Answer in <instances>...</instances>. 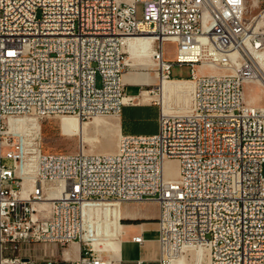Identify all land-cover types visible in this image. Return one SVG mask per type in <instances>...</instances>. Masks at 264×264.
Masks as SVG:
<instances>
[{"label": "built area", "instance_id": "obj_1", "mask_svg": "<svg viewBox=\"0 0 264 264\" xmlns=\"http://www.w3.org/2000/svg\"><path fill=\"white\" fill-rule=\"evenodd\" d=\"M70 1L55 11L58 0H0V264H112L83 239L82 207L152 201L160 264L186 247L206 249L207 264H264V104L244 98L246 85L264 84L255 57L264 9L248 21L245 0ZM141 36L153 39L160 79L189 66L188 114L160 113L153 134L120 133L114 153L45 154L39 130L28 131L25 149L8 133L21 117L118 118L126 41ZM165 43L175 46L171 61ZM168 160L177 163L169 179Z\"/></svg>", "mask_w": 264, "mask_h": 264}, {"label": "rangeland", "instance_id": "obj_2", "mask_svg": "<svg viewBox=\"0 0 264 264\" xmlns=\"http://www.w3.org/2000/svg\"><path fill=\"white\" fill-rule=\"evenodd\" d=\"M139 9H140V5H138L137 16H139ZM245 9H246L245 18L249 21L252 17L256 16L260 11L264 9V0H260L259 5L257 7L253 4V0H245ZM262 31L264 32V27L262 28ZM163 51H164L165 59L171 61L175 54V46L173 44L165 43L163 45ZM127 57L128 55H126V59ZM148 60L149 63L147 62L145 63L143 59L140 60L135 59L134 62L136 63V66L133 67L132 69L129 68L126 69V72L130 74H134L135 78L137 77L139 79L130 86L131 88L134 89V92L130 93V91L128 90L126 98H130L131 100L129 103H133V104L136 103L147 104L153 101L155 105L153 106V109L151 111L146 112V116L149 119L156 120L157 116L161 113V107L157 97L158 80L155 76V71H154L155 68L152 66L150 57L148 58ZM141 64H147V66H142ZM169 77L171 79L188 78L190 77V68L189 66L186 65H172L170 68ZM146 78H151L152 82H149L148 80H146ZM123 82L125 85H130L127 84V82L124 80V75H123ZM145 91H148L150 93L148 95L145 94V97L141 96V93ZM145 98L148 99L144 100ZM244 98L246 103L251 105L264 104V90L260 86L246 85L244 87ZM190 99L188 100L186 106L179 104L172 105L171 108L173 111L172 110L170 111L171 114L186 113L191 105ZM128 115L129 113L125 112L124 118L128 119L127 117ZM57 118L56 117L48 118L41 121H36L37 123L35 122L39 127L40 136L38 141H39L40 149L43 153L75 154L77 152H82L84 154H102V153H111L115 151L118 136L120 132H122L120 118L117 119L115 117H99L95 119H83L81 120L83 126V133L81 134L80 137L78 136L67 137L61 135L56 122ZM110 121H115L117 124V128H115L114 130H109L106 124ZM151 126L152 124L150 123V127L144 129L143 132L151 131L152 130ZM28 131H32V130L25 129L24 131H20L19 133H16V135L14 134L15 138L21 139L22 142H24L23 143L24 149L25 147L29 148V146L27 145L28 141L26 139V135L28 134ZM81 137L82 138L89 137L93 139V141L81 142ZM168 165L167 168L175 169L176 165L174 163ZM23 184H28V181L23 180ZM123 205L127 207L128 212H140L145 217H148L150 219L149 221H144V220H140V221H144L145 223H154V219L157 214V207L155 203L143 202L141 205H137V203H128ZM141 207H144V209H142ZM109 248L111 247L106 244H98L94 248L95 249L94 251L99 252L102 255L105 254ZM41 253L42 251H40V254ZM50 254L56 255L57 251L51 249ZM170 263L172 264V262H169L168 264ZM182 264H193V261L190 258L189 259L187 258V261L183 262ZM202 264H207V255L206 257L204 256Z\"/></svg>", "mask_w": 264, "mask_h": 264}, {"label": "bare ground", "instance_id": "obj_3", "mask_svg": "<svg viewBox=\"0 0 264 264\" xmlns=\"http://www.w3.org/2000/svg\"><path fill=\"white\" fill-rule=\"evenodd\" d=\"M253 4L257 7L256 0H253ZM70 8H71L70 0H58V2L55 3V11H68L70 10ZM257 19L258 18H256V20ZM257 25L264 27V19L261 22H258ZM142 37H148V36L131 38L133 42H136V43L138 42L134 47L137 49H140L141 51H137V52H133L129 54L127 59H125L126 66H131L135 59H139V60L143 59L145 63L146 62L149 63V60H148L149 57L151 60V52L153 51L155 47L154 46L150 49L151 45L154 44L153 39L151 37H150L151 40L136 39V38H142ZM261 54L264 56V49L262 50ZM255 55H256L255 56L256 63L262 75L264 76V61H262L261 59L262 55H259L258 53H256ZM151 63H152V66L155 68V64L152 60H151ZM141 65L147 66V64H141ZM123 75H122V82H123ZM156 78L158 79L159 83H161L160 88H159L158 100H159L160 107H161V113L163 115L171 114L170 111L172 110L171 108L172 105H177V104L184 105V106L187 105L188 100L191 98V93H192L191 81L188 82V81L163 80V79H160L158 76H156ZM260 86L264 88V84L261 81H260ZM149 93L150 92L148 91L142 92L141 96L145 97V94L148 95ZM147 99L148 98H145L144 100H147ZM127 101L128 99L125 98L123 101L124 104H128ZM188 113H189V109L186 113H176V114H188ZM99 117H113V116H92L89 119H95ZM35 122L36 121L32 117H21L17 119H10L7 122L8 133L11 135H14V134L16 135V133H19L20 131H24L25 129L26 130L30 129L32 130L31 132L37 133L39 130V127L36 124L37 122L36 123ZM56 122H57L58 129L61 135L63 136L80 137L81 134L83 133V126L81 123L82 121L76 116H72V115L59 116ZM106 125L109 130H114L116 128L114 121H110ZM90 141H93V139L89 137H83V138L81 137V142H90ZM114 152H111V153H114ZM171 163H174L176 165L175 169L167 168V165ZM176 168H177V163L171 160L165 161L162 166L163 173L166 177H168V179L173 178L177 174ZM23 173H24V169L21 167V169L17 171V176L22 179V186H23L22 190L26 191L27 188L29 187L31 177L26 176ZM23 180L28 181V184H23ZM120 205L122 204H118L116 202H94L88 205H84L82 207L81 220H82V227L85 231V236H83V239L88 242V244L93 250H95L94 248L100 243L98 239L99 237L111 236L115 238L117 236L119 225L121 226V223L119 222L120 217H119V212H118V207ZM211 214H213V217H221V210H219V205H211ZM206 255H207V250L204 248L186 247L182 249L180 254L171 258L169 262H172V264H182L183 262L187 261V258L188 259L190 258L193 261V264H202L204 256L206 257Z\"/></svg>", "mask_w": 264, "mask_h": 264}, {"label": "crops", "instance_id": "obj_4", "mask_svg": "<svg viewBox=\"0 0 264 264\" xmlns=\"http://www.w3.org/2000/svg\"><path fill=\"white\" fill-rule=\"evenodd\" d=\"M136 39H149L150 37H142ZM138 43V42H137ZM133 42L131 38L127 39L125 52L127 55L141 51L140 49L135 48L134 46L137 44ZM155 44H152L150 49L154 47ZM136 66V63L133 62L131 66H127L129 69H132ZM143 66V65H142ZM189 78V77H188ZM188 78L185 79H169L172 81H189ZM124 80L127 82L125 88V93L127 95L128 90L130 93L134 92V89L130 86L139 80L137 77L135 78L134 74H130L128 72L124 73ZM145 80V79H142ZM149 82H152L151 78H146ZM158 80V79H157ZM161 83L158 81V94ZM158 97V95H157ZM160 104V103H159ZM155 103L153 101L147 104H131L124 106L121 109V113L117 119H121V127L122 132L124 134H153L156 131L157 118L149 119L146 116V112L151 111ZM184 106V105H183ZM125 112L129 113L127 116L128 119H125ZM115 122V121H114ZM150 123L152 124V130L149 132H143L144 129L150 127ZM119 124V122H118ZM116 128L117 124L115 122ZM142 203H137V205H141ZM144 209V207H141ZM123 204L118 207L119 212V220L127 219V220H143L144 215L140 212H128V209ZM137 218V219H136ZM119 221V222H120ZM123 225V226H122ZM120 231V232H119ZM120 234V235H119ZM141 236L143 243L141 245H137L131 241V238L134 236ZM93 238V237H92ZM99 244H106L111 248L106 251V258L111 261L112 264H136L137 261H143L146 264H160V251L159 244L157 241V226L155 223H138V224H122L119 225L118 233L115 238L111 236L99 237ZM111 239V240H110ZM103 241V242H101ZM105 242V243H104ZM110 242V243H109ZM36 249L38 253L42 251L47 257L59 258V250L57 248L51 246H41L37 245ZM53 249L57 251L56 255L50 254V250ZM68 253L71 258H76L80 254L79 244L74 242L69 245ZM55 264H65V263H55Z\"/></svg>", "mask_w": 264, "mask_h": 264}, {"label": "trees", "instance_id": "obj_5", "mask_svg": "<svg viewBox=\"0 0 264 264\" xmlns=\"http://www.w3.org/2000/svg\"><path fill=\"white\" fill-rule=\"evenodd\" d=\"M189 79V78H188ZM122 222V224H138V223H142L144 221H140V220H127V219H123L120 221V223Z\"/></svg>", "mask_w": 264, "mask_h": 264}]
</instances>
